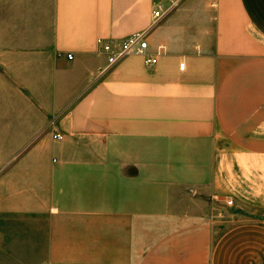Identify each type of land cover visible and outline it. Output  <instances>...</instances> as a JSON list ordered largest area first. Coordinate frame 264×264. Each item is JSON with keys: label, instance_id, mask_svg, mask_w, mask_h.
Instances as JSON below:
<instances>
[{"label": "crops", "instance_id": "crops-1", "mask_svg": "<svg viewBox=\"0 0 264 264\" xmlns=\"http://www.w3.org/2000/svg\"><path fill=\"white\" fill-rule=\"evenodd\" d=\"M157 1L1 26L0 264H264V221L217 231L226 199L264 211V0ZM137 32L157 64L109 65L97 39Z\"/></svg>", "mask_w": 264, "mask_h": 264}, {"label": "rangeland", "instance_id": "rangeland-1", "mask_svg": "<svg viewBox=\"0 0 264 264\" xmlns=\"http://www.w3.org/2000/svg\"><path fill=\"white\" fill-rule=\"evenodd\" d=\"M167 1V0H160ZM36 6V8L34 7ZM47 0H0V28L12 31L17 26L22 27L24 23L17 24L16 19L23 22L26 18L30 17L34 10H40L39 15H46ZM1 70V66H0ZM0 73V83L10 79L9 73ZM233 202L229 199L220 202V221L218 223V233L234 224L246 221H264V211L248 208L245 206H234Z\"/></svg>", "mask_w": 264, "mask_h": 264}, {"label": "built area", "instance_id": "built-area-1", "mask_svg": "<svg viewBox=\"0 0 264 264\" xmlns=\"http://www.w3.org/2000/svg\"><path fill=\"white\" fill-rule=\"evenodd\" d=\"M168 1L170 5H175L180 0ZM163 13L164 11L162 2H155L153 6V18L155 20H158L162 17ZM97 45L99 47L100 52L105 55L106 61L109 65L116 63L119 59L132 53L143 56L144 64L149 67L154 66L155 64H157L158 61L157 56L147 54L149 46L146 32L134 33L116 43L103 38H98ZM159 48L162 50L164 49V46L161 45ZM67 58L73 59V55L68 54ZM179 66L180 69L183 70L185 68V63L181 62ZM54 138L62 139L63 136L60 133H57L54 135Z\"/></svg>", "mask_w": 264, "mask_h": 264}]
</instances>
